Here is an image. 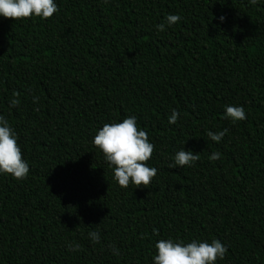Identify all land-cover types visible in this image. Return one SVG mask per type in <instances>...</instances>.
<instances>
[{"label": "trees", "instance_id": "16d2710c", "mask_svg": "<svg viewBox=\"0 0 264 264\" xmlns=\"http://www.w3.org/2000/svg\"><path fill=\"white\" fill-rule=\"evenodd\" d=\"M54 2L46 21L0 17V116L30 168L0 175V264H154L168 239L264 264V0ZM169 14L182 19L157 31ZM128 117L154 145L148 188H121L93 144ZM180 150L200 159L170 168Z\"/></svg>", "mask_w": 264, "mask_h": 264}, {"label": "clouds", "instance_id": "9594fccd", "mask_svg": "<svg viewBox=\"0 0 264 264\" xmlns=\"http://www.w3.org/2000/svg\"><path fill=\"white\" fill-rule=\"evenodd\" d=\"M249 2L256 5L258 0H249ZM57 11L54 0H0V17L14 21L31 19L33 16L46 21ZM181 19L179 15L169 14L164 22L156 25L157 31L163 32ZM220 19L223 21L224 17ZM19 95L18 92H14L10 100L12 107L19 105ZM38 99L34 97V102ZM179 115L174 109L169 117V123L176 124ZM224 118L235 124L247 117L242 106H226ZM227 131V129L216 133L207 131L206 135L210 140L219 143ZM93 144L103 153L108 165L113 168L114 179L121 188H128L130 183L136 189L148 188L152 179L157 175L158 170L147 165L153 155L154 145L149 142L147 132L138 129L135 117L125 118L122 122L104 124L95 135ZM219 158V153H213L209 157L213 162ZM199 159V154L190 150H180L174 157V163L169 167H192ZM29 172V165L23 159L15 132L5 117L0 116V175H8L17 181H23ZM153 231L159 234L158 230ZM89 237L93 243L100 242L97 231L90 232ZM79 248L78 244L75 249L69 245L70 251H78ZM155 249L157 251L154 264H217L218 260L225 258L228 251L218 239L212 240L211 243L193 240L187 244L174 242L172 239L160 240L155 244Z\"/></svg>", "mask_w": 264, "mask_h": 264}]
</instances>
